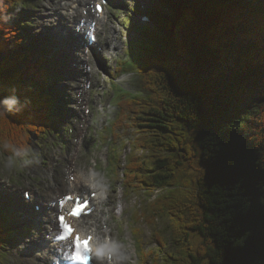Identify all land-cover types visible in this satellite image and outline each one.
<instances>
[{
    "label": "trees",
    "instance_id": "obj_1",
    "mask_svg": "<svg viewBox=\"0 0 264 264\" xmlns=\"http://www.w3.org/2000/svg\"><path fill=\"white\" fill-rule=\"evenodd\" d=\"M24 1L5 0L6 11ZM163 24L162 41L142 43L156 55L127 63L143 92L115 91L110 133H131L135 152L113 161L114 173L128 191L156 195L134 216L167 221L153 264H264V1L184 8ZM22 26H0V99L14 87L30 100L0 118V152L14 161L30 154L34 135L53 134L58 95L37 44L23 48ZM9 221L0 209V252Z\"/></svg>",
    "mask_w": 264,
    "mask_h": 264
},
{
    "label": "rangeland",
    "instance_id": "obj_2",
    "mask_svg": "<svg viewBox=\"0 0 264 264\" xmlns=\"http://www.w3.org/2000/svg\"><path fill=\"white\" fill-rule=\"evenodd\" d=\"M142 1L153 2L151 14L154 22L146 30L141 29L136 23ZM229 1L242 4L245 0H111L103 18L107 22L106 32L101 35L104 51L94 48L91 62L86 65L83 60L86 51L83 53L82 43L77 42L80 39L75 37L68 20L60 16L61 13L67 16L72 14V10L65 6L67 0H57L56 5L59 11L49 12L47 15L43 14L42 5L38 0H26L16 6L13 10L15 13L13 20L23 25L22 28L26 34L23 48L29 49V45L33 47L37 44L38 57L35 60H39L41 56L50 63L48 66L52 80L50 87L55 89L58 95L53 134L41 137L34 135L32 151L21 161L6 159L0 152V182L9 183L0 193V209L4 210V214L9 215L8 228L11 231L9 242L0 252V264H24L19 256L28 257L26 250L38 252L36 243L42 240L44 228L47 226L44 214H41L40 220L37 221L36 218L39 215L32 216L35 213L34 209L31 215L29 210L27 213L24 212L23 207L26 202L20 189L36 190L37 199L44 211L46 202L44 204L42 201L48 202L58 192L65 193L68 190V167L71 164V157L73 158L75 151L80 149L81 132L86 124L85 120L89 119L83 114V99H89V91L84 90V82L88 78L93 79V97L90 106L93 110L94 122L90 131L87 132L86 142L83 140L79 160L89 165L94 159L99 161L97 171L100 176L96 180H101L108 185L107 202L114 206L104 210L111 212L109 223L113 236L128 248L135 264H153L151 254L158 253L159 249L155 232L167 221L159 220L157 227L147 225L143 219L138 221L134 217L135 213L147 206L148 199L152 201L156 199V195L149 197L145 192L137 194L128 191L124 186L122 172L114 173L117 168H113L112 162L119 161L121 158L124 165L126 157L135 152L131 133L125 135L124 131L119 129L118 141H113L111 138L110 125L113 122L116 123L119 113V108L115 105V91L116 89L121 92L130 91L134 95L143 92L139 70H128L127 62L136 61L144 54L155 55L152 54L154 50H150L142 42L154 44L155 40L162 41L160 34L166 30L163 22L175 21L184 8H191L196 13H201L212 3L220 4ZM93 2L94 0H88L87 4H84L85 7L82 4L78 7L80 12L77 16L75 15L77 24L89 6L92 14L94 13ZM142 8H144L143 5ZM44 19H54V21L57 19V21L49 26L37 23V20ZM135 32H141L142 37L135 40L136 42H131V35ZM59 34H62L61 38H58ZM78 43L81 44L78 45ZM69 46H72L74 55L69 52L70 50L67 52L66 49ZM76 53L80 57L79 62L78 58L76 62L74 61ZM88 64L93 67V72L89 76L86 75L85 69ZM80 71L85 74L79 76ZM79 91L82 97H79ZM107 145L112 151L109 164L103 162L101 157V154L107 151ZM25 161H31V163ZM88 229L91 230L89 225ZM148 252L150 256H146ZM40 261L35 260V262Z\"/></svg>",
    "mask_w": 264,
    "mask_h": 264
},
{
    "label": "clouds",
    "instance_id": "obj_3",
    "mask_svg": "<svg viewBox=\"0 0 264 264\" xmlns=\"http://www.w3.org/2000/svg\"><path fill=\"white\" fill-rule=\"evenodd\" d=\"M42 5L43 14L47 15L49 12H54L56 10L57 0H38ZM7 5L5 0H0V26L5 24H10L13 20V14L6 11ZM38 24H43L45 26L54 25V19H44L37 20ZM39 31V29H37ZM11 95L0 99V118H7L10 115H19L25 111L29 106L30 100L24 98L23 100L17 95V89H10ZM20 155V152L16 153ZM26 163H31V161H25ZM100 176L89 169L87 173L81 172L80 178L88 183L89 187H99L102 191L106 192L108 185L103 183L101 180H97L96 184L90 183L92 179H96ZM28 194L25 193V196ZM62 218V217H61ZM107 219L106 217L104 218ZM90 223H92L90 221ZM61 225L64 227V221L61 220ZM65 234H67L65 230ZM78 235H83V233L78 232ZM85 245L84 254L87 256L88 260L94 261L95 264H135L132 260L131 255L126 251L125 245L121 243L120 240L115 239L110 235V229L102 226L92 228L87 235H85ZM89 241H91L89 245ZM77 248V252L73 255L72 259L74 261H81L84 256L80 255V248ZM90 249V255H89Z\"/></svg>",
    "mask_w": 264,
    "mask_h": 264
},
{
    "label": "bare ground",
    "instance_id": "obj_4",
    "mask_svg": "<svg viewBox=\"0 0 264 264\" xmlns=\"http://www.w3.org/2000/svg\"><path fill=\"white\" fill-rule=\"evenodd\" d=\"M87 1L88 0H67V3L65 4V6L66 7H69V10H72V14H70V15L67 16V15L61 13V15H60L61 17L66 18L68 20L67 22H69V25L72 28L75 37H77L78 39H80V40H77V42L79 41V42L82 43V46L84 48L83 53H84V51H86L85 45H87V42H86L84 36H86V33L90 30V28L93 25L96 24V22H95V13L92 14V11H91L92 9L89 8L90 7L89 4H88V6H89L88 9L85 10L84 13L82 12L83 14H82L81 17L79 16L81 18V20L79 21V23L78 24L76 23V18L75 17L80 12L78 7H81V4H82V6L85 7L84 4H87ZM55 11H59L58 5H56V10ZM64 15H65V17H64ZM55 21H57V19H55ZM103 22H104V19L103 20H100L99 23L101 24ZM83 23H86L87 26L86 27H82L81 25ZM79 37H82V38H79ZM65 41H66V39H65ZM81 43H78V45L81 44ZM66 50H67V52L70 50L69 52L73 53L72 55H74V51L72 50V46H69ZM76 55L78 57L75 56L74 57V61L76 62L77 61V58H78V62H79L80 61V57H79V55L77 53H76ZM83 60H85V59H83ZM84 64L86 65L87 62L84 61ZM83 74H85V73L84 72H81V74H79V76H82ZM78 93H79V97H80L81 96V92L79 91ZM84 100L85 99H83V102H84ZM71 159H72V157H71ZM68 170H69V167H68ZM63 194L64 193H62V192H58V194L57 195H54L53 199L49 200L48 202L47 201H44V202L42 201V203H44V204L46 202V210L45 211H41L40 213L45 214V216H46L45 217V220L47 221V226L44 228L45 229V233L43 235L42 240L40 241V243H36L37 244V247L36 248L38 249V252L26 250L27 251V254H28V257H26V258L18 255L19 256V259H22V261L24 262V264H54L57 261H63V260H65V259L68 258V255H67V251L66 250L63 251V252H60L58 250V246L50 245V242L54 239L53 238L54 231L57 228V222H56V218H55L54 215L58 212V206L55 207V208H53L52 206L50 207V202H52L54 200L60 199L63 196ZM25 212L27 213L28 210H25ZM35 214H37V212H35L33 214V216ZM42 219H43V217H42ZM103 222H104L105 225H107V221L106 220H104ZM94 225H95L94 227H98V226H100V223L98 222V223H95ZM85 228L87 229V232H89V230H88V228L86 226H85ZM62 246H68L69 247L70 244H68V245L63 244ZM35 260H41V261L40 262H35Z\"/></svg>",
    "mask_w": 264,
    "mask_h": 264
},
{
    "label": "snow or ice",
    "instance_id": "obj_5",
    "mask_svg": "<svg viewBox=\"0 0 264 264\" xmlns=\"http://www.w3.org/2000/svg\"><path fill=\"white\" fill-rule=\"evenodd\" d=\"M98 8H99V6H98ZM80 211H81V209L78 207V208L74 209L72 214L74 216H76V215H78L80 213ZM61 220L64 221V218L62 217ZM64 227H65L66 232L70 234L71 231H72L71 228L68 225H66V224L64 225ZM79 247H81V245L79 243V240H77V248H79Z\"/></svg>",
    "mask_w": 264,
    "mask_h": 264
}]
</instances>
